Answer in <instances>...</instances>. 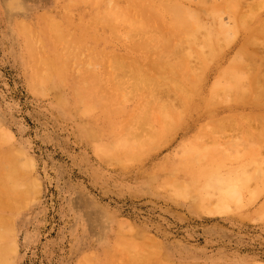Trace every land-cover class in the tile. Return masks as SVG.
<instances>
[{
    "label": "bare ground",
    "instance_id": "6f19581e",
    "mask_svg": "<svg viewBox=\"0 0 264 264\" xmlns=\"http://www.w3.org/2000/svg\"><path fill=\"white\" fill-rule=\"evenodd\" d=\"M81 1L90 6L88 21L76 23L44 14L43 40L47 43L39 42L46 49L42 55L35 52L39 49L35 47L37 37H29V25L21 23L22 32L28 35L24 42L34 93L30 92L46 95L49 90L56 101L66 105L68 100L61 93L65 62H59L58 56L71 57L73 68L84 73L73 88L79 105L74 112L78 129L91 143L94 141L98 157L122 168L153 152L185 122L204 116L207 124L194 131L191 142L185 138L187 141L173 152L178 157L164 159L158 168L178 174V178L170 179L172 182L168 180L169 193L175 198L198 197L199 209L210 215L242 213L243 196L248 201L264 193V0H197L195 6L182 3L184 0L69 2L78 6ZM224 14L228 16L226 20ZM153 26L157 29L154 34L150 33ZM134 30L140 38L137 41L133 39ZM119 41L126 42L121 43L124 51H117ZM231 44H235V50L225 58ZM100 67L104 72H98ZM96 73L101 75L94 81ZM209 77L213 78L210 83ZM164 90L172 94V99L160 94ZM132 101L137 105L128 108ZM93 112L103 113V118L93 117ZM231 128L236 138L233 132L232 137H227ZM6 133L0 126V141L7 137L9 132ZM224 133L226 138L222 137ZM204 135L212 136L209 144L198 140ZM232 140L236 141L232 148L236 146L237 150L229 147ZM238 147L243 150L238 151ZM208 148L214 153L206 156L201 151ZM9 151L12 155L0 152V264H14L16 253L9 211L23 207L22 200L31 193L28 190L37 187L36 183L33 187L31 176V181L24 178L23 168L28 163H21L17 150ZM225 159L235 167L232 165L234 169L225 170L228 174L222 176L223 169L229 167L224 165ZM156 173L145 172L142 180L149 181ZM262 204L255 216H249L264 219ZM127 221H120L117 227L109 256L111 264H119V258L120 264H165L157 250L158 240L153 243L156 239L145 237L146 242L138 241L137 245L127 238L133 231L131 227L126 230ZM86 256L77 264H101L100 258Z\"/></svg>",
    "mask_w": 264,
    "mask_h": 264
},
{
    "label": "rangeland",
    "instance_id": "374dc122",
    "mask_svg": "<svg viewBox=\"0 0 264 264\" xmlns=\"http://www.w3.org/2000/svg\"><path fill=\"white\" fill-rule=\"evenodd\" d=\"M69 1L0 0V126L9 132L6 133L7 137H2L3 142L0 141V152L12 155L9 150H17L21 155L18 156L21 163H28V167L23 168L27 175L24 178L29 181L33 179V187L35 183L37 186L33 190L27 189L31 193L25 196L28 199L23 198V207L9 211L17 245L14 264H77L86 255L100 258L101 264H111L109 256L113 251L116 230L119 222L124 220L129 222L126 230L133 229L126 231L131 232L127 234V238L133 239L137 245L140 244L138 241L145 243L148 238L156 239L153 243L158 240L157 250L161 252L165 264H264V219L254 218L258 213L256 209L262 204L259 202L264 203V193L259 194L255 200L253 199L256 197L250 199L252 203L250 200L245 201L243 196L242 213L233 211L225 215H210L199 209L196 201L198 197L185 198V201L169 193V181L178 178V174L168 168H158L167 158L173 160L178 157L173 152L183 141L191 142L194 131L207 124V118L199 116L190 119L169 134L165 143L153 152L122 168L106 163L100 156L99 158L92 144L94 141L91 143L78 129V118L74 116V112L79 105L73 90L76 89L74 84L78 79L80 81L84 73L73 68L71 57L58 56L59 62H65L61 93L68 100L66 105L62 101H56L49 90L47 97L46 92L33 94L28 64L30 58L26 55L24 42L28 35L22 32L21 23L29 25V37H37L35 47L39 49L35 48V52L42 55L46 49L40 43H47L43 40L46 23L44 14L50 13L60 20L69 18L76 23L88 21L90 6L84 1L78 6H71ZM196 1L181 2L195 6ZM227 18L224 14L223 19ZM156 32L157 29L153 26L150 33ZM134 34L133 39H140L136 30ZM119 42L117 51H124L126 42ZM234 46L235 44H231L226 49L225 58L232 55ZM163 59L165 60L164 57ZM101 68L98 72H104ZM96 74L94 81L101 75ZM212 79L209 77L208 82ZM165 92L161 91L160 94L173 97L171 93ZM136 105L134 101L127 104L128 108ZM91 114L99 120L103 118L101 112V115L96 114L98 116L94 112ZM228 132L227 135L233 132L234 136L232 134L231 137L236 138L234 128ZM227 135L224 133L222 137L226 138ZM210 137L212 138L204 135L198 137V140L200 138L203 140L201 142L209 144ZM233 142L236 144L232 140L229 147L232 148ZM220 147L224 148V145L221 144ZM232 149L237 150L236 146ZM239 150L242 151L243 148L238 147ZM201 152L209 156L214 150L208 148ZM222 161L226 162L225 166H229L223 169V176L228 174L225 170H233L231 166L235 167V164L226 159ZM145 172L158 173L149 181H143L142 175ZM249 213L254 216H249ZM149 235L152 237H148ZM119 259L118 262L121 263L122 259Z\"/></svg>",
    "mask_w": 264,
    "mask_h": 264
}]
</instances>
